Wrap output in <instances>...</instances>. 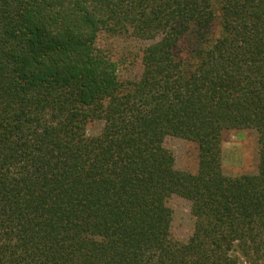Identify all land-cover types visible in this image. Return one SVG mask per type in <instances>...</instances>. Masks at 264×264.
<instances>
[{"label": "trees", "instance_id": "trees-1", "mask_svg": "<svg viewBox=\"0 0 264 264\" xmlns=\"http://www.w3.org/2000/svg\"><path fill=\"white\" fill-rule=\"evenodd\" d=\"M120 29L158 37L126 81L99 44ZM230 131L255 133V174H224ZM167 138L196 146L193 173ZM173 196L190 204L185 243ZM235 253L264 264V0H0V264Z\"/></svg>", "mask_w": 264, "mask_h": 264}, {"label": "rangeland", "instance_id": "rangeland-1", "mask_svg": "<svg viewBox=\"0 0 264 264\" xmlns=\"http://www.w3.org/2000/svg\"><path fill=\"white\" fill-rule=\"evenodd\" d=\"M100 47L110 52L112 58L119 62L118 76L121 81L132 79L139 74L138 57L148 45L157 41L154 33L137 30L116 31L111 37L101 36ZM101 124L88 126L87 135L94 136L100 132ZM165 147L171 151L175 160V169L193 173L197 166V149L192 143L175 138H167ZM257 166L256 135L252 131H230L225 133L222 144V169L226 176L255 174ZM167 206L172 211L171 236L185 243L191 231L190 204L178 197H171ZM238 264H248L239 254Z\"/></svg>", "mask_w": 264, "mask_h": 264}]
</instances>
